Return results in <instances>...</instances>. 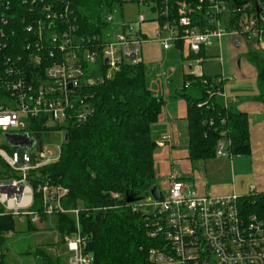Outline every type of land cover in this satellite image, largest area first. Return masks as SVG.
Listing matches in <instances>:
<instances>
[{
  "label": "built area",
  "instance_id": "built-area-1",
  "mask_svg": "<svg viewBox=\"0 0 264 264\" xmlns=\"http://www.w3.org/2000/svg\"><path fill=\"white\" fill-rule=\"evenodd\" d=\"M154 9L153 36L123 21L121 32L108 42L99 35L81 37L68 0H28L26 12L17 26L11 20L10 0H0V159L14 176L0 177V215L39 222L41 214L73 213L75 230L64 235L62 245L66 264H94L88 249L90 235L80 229L78 208L63 206L68 189L50 182L31 186L28 171L56 162L40 141L42 129H63L82 124L92 114L90 89L110 80L124 64L141 62L144 42L158 43L165 51L178 50L183 58L184 75L207 84L202 50L225 35L264 52V1L253 0L230 5L228 0H182L172 16L167 0ZM155 5V4H154ZM111 11H104L103 22L111 23ZM235 14L238 17L235 18ZM146 21L139 13L136 25ZM215 83H223L215 76ZM189 82L184 83L187 87ZM218 91V90H217ZM218 94L225 99L223 87ZM38 136V137H37ZM168 139L169 137H163ZM20 141V143H13ZM163 140L157 145L162 146ZM37 147L34 160L29 150ZM228 155L224 140L215 156ZM162 197L150 192L128 203L133 212L144 215L146 233L159 242L148 250L155 264H264V216L248 211L239 201L264 192L249 187L248 195L215 196L199 194L188 182L172 176ZM35 195L39 197L34 209ZM10 232L3 234L8 237ZM2 250L0 249V264Z\"/></svg>",
  "mask_w": 264,
  "mask_h": 264
},
{
  "label": "trees",
  "instance_id": "trees-1",
  "mask_svg": "<svg viewBox=\"0 0 264 264\" xmlns=\"http://www.w3.org/2000/svg\"><path fill=\"white\" fill-rule=\"evenodd\" d=\"M23 1L10 0L14 10L10 18L17 28L18 17L21 19L27 9ZM68 1L78 27L77 34L91 37L101 34L105 27L103 12L127 0ZM151 1L152 10L162 3L161 0ZM180 1L167 0L172 16ZM228 1L230 5H237L253 0ZM247 59L257 69L258 95L255 99L264 104V54L251 48ZM146 69L142 61L124 64L110 80L92 87L93 112L84 123L66 128L59 159L28 171L27 179L33 187L37 183L50 182L68 189L63 206L79 209L80 229L91 236L88 249L94 255V264H155L148 259V250L156 247L159 241L147 235L144 215L133 212L125 202L128 193L138 200L156 185V144L152 127L160 117L163 100L149 89ZM2 70L0 59V76ZM214 78L205 76L208 81L203 84L196 77L183 75L182 86L176 91L186 102L188 158L192 161L214 158L220 140L226 142L229 154H250L247 115L224 102L218 94L223 83H215ZM185 82H189L187 87H184ZM14 175L15 172L0 159V177ZM35 200L33 208L38 209L40 199L37 195ZM239 203L248 211L264 216V194L243 197ZM54 216L62 243L63 236L76 228L74 215L58 213ZM46 219V215L39 216L40 222ZM27 223L36 230L28 219ZM13 229L14 218L0 215V249L6 238L3 234ZM1 257V264H8L3 260V252ZM39 258L51 263L42 252Z\"/></svg>",
  "mask_w": 264,
  "mask_h": 264
},
{
  "label": "rangeland",
  "instance_id": "rangeland-1",
  "mask_svg": "<svg viewBox=\"0 0 264 264\" xmlns=\"http://www.w3.org/2000/svg\"><path fill=\"white\" fill-rule=\"evenodd\" d=\"M152 5L151 0H127L121 6H114L110 12L113 20L103 28L102 38L108 42L114 33L121 32L123 21L132 23L134 30L140 28L142 33L152 37L157 24L152 20L156 16V12L151 9ZM139 13L144 14L146 18V21L140 26L134 23ZM212 43V46L207 49L210 59L202 66L204 74L206 76L224 75L226 81L223 88L227 98L237 96L238 101L241 102L257 96V78L252 76L256 67L252 64L253 70L249 66L251 63L247 59L248 51L244 53L242 49L234 47L233 41L228 35L220 38L219 42L215 40ZM171 53H168L167 57L173 55L174 59L172 63L167 64V67L155 62L146 64L147 85L154 93L160 89L161 85H164L168 91L179 90L182 86L181 60L178 53ZM237 62L240 63V67H237ZM172 67L173 70H171ZM64 134L63 129H42L40 141L47 150L56 156V146L63 143ZM0 139H4L1 133ZM37 154V147L29 150L31 161ZM165 172L159 171V168L156 170V186L159 190L163 189L168 181L167 177H164ZM210 177V181L225 178L224 180L234 184L237 195L244 196L248 195L249 187L254 184L255 174L253 168H224ZM55 224V216H47L45 221L33 224L36 230H32L26 219L15 218L13 231L1 245L3 260L8 264H49L39 258L40 252H42L50 258V264H66L65 250Z\"/></svg>",
  "mask_w": 264,
  "mask_h": 264
},
{
  "label": "crops",
  "instance_id": "crops-1",
  "mask_svg": "<svg viewBox=\"0 0 264 264\" xmlns=\"http://www.w3.org/2000/svg\"><path fill=\"white\" fill-rule=\"evenodd\" d=\"M215 40L217 39H213L212 41ZM212 44L211 42L210 45L202 50V53L207 57L202 66L210 59L207 55V49ZM232 45L239 50L242 49L244 53L251 49L250 45L241 41H235ZM170 52L178 53L183 76L185 73L183 58L181 53L174 48L164 51L156 42H151V40L150 42H144L141 47V61L145 66L149 62H155L167 67V64L172 63L174 59L173 55H171L172 57H167ZM249 66L254 70L252 64ZM237 67H240L239 62L237 63ZM171 70H173V67ZM202 73L204 74L203 69ZM204 76L206 75L204 74ZM214 76L223 77V87L226 81L224 75L217 74ZM252 76L257 78V69L254 70ZM176 91V89L168 91L164 85H161L160 89L155 91V93L152 91L154 95L161 97L163 100L160 117L152 127L153 139L156 144L154 152L155 176L157 174L156 170L159 168V171H166L164 176L168 180L166 185L172 176H179L180 179L194 187L199 194L213 193L215 196H227L236 194L234 184L224 180L225 178L210 181L209 176H214L215 173L220 172L224 168H253L255 177L254 184L252 185L256 187L257 192H264V104L255 99V97L241 102L238 101L237 96L227 98L223 88V94L225 95V99L223 98L224 102L237 107L236 109L247 115L250 154L232 155L228 153V155L215 156L208 160L192 161L188 158L186 102L184 98L177 96ZM166 136L169 138L164 139L163 137ZM161 140L164 141L163 145H157V142Z\"/></svg>",
  "mask_w": 264,
  "mask_h": 264
},
{
  "label": "water",
  "instance_id": "water-1",
  "mask_svg": "<svg viewBox=\"0 0 264 264\" xmlns=\"http://www.w3.org/2000/svg\"><path fill=\"white\" fill-rule=\"evenodd\" d=\"M238 63V62H237ZM38 137V136H37ZM64 139H66V136H65V134H64ZM12 142L13 143H20V141H13L12 140ZM150 194L154 197V198H158V197H162V192L160 191L159 193H157V187H156V185H154V186H152L151 188H150ZM127 197H125V202L126 203H131V202H134L135 200H136V198L134 197V195L132 194V193H128L127 195H126Z\"/></svg>",
  "mask_w": 264,
  "mask_h": 264
}]
</instances>
